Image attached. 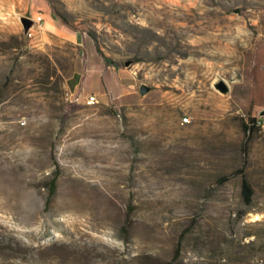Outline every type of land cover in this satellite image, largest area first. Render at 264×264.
Returning <instances> with one entry per match:
<instances>
[{"label":"rangeland","instance_id":"rangeland-1","mask_svg":"<svg viewBox=\"0 0 264 264\" xmlns=\"http://www.w3.org/2000/svg\"><path fill=\"white\" fill-rule=\"evenodd\" d=\"M263 67L264 0H0V264H264Z\"/></svg>","mask_w":264,"mask_h":264},{"label":"crops","instance_id":"crops-1","mask_svg":"<svg viewBox=\"0 0 264 264\" xmlns=\"http://www.w3.org/2000/svg\"><path fill=\"white\" fill-rule=\"evenodd\" d=\"M47 17H50V13ZM252 106L253 112L258 113L260 118H264V67L258 68L254 73Z\"/></svg>","mask_w":264,"mask_h":264},{"label":"trees","instance_id":"trees-1","mask_svg":"<svg viewBox=\"0 0 264 264\" xmlns=\"http://www.w3.org/2000/svg\"><path fill=\"white\" fill-rule=\"evenodd\" d=\"M257 119L256 117H249L247 122L243 124V128L246 131H257L260 130L261 128L257 125ZM54 184H52L53 186ZM242 195L246 203L250 202V197L252 194L251 187L246 179L242 180Z\"/></svg>","mask_w":264,"mask_h":264},{"label":"built area","instance_id":"built-area-1","mask_svg":"<svg viewBox=\"0 0 264 264\" xmlns=\"http://www.w3.org/2000/svg\"><path fill=\"white\" fill-rule=\"evenodd\" d=\"M31 21L33 22V25L34 24L39 25L43 21L42 15L39 14L38 16H36L34 18H31ZM69 96H70L69 94L66 95V97L68 99L70 98ZM74 99H77V98H74ZM85 101H86V103H95L97 101V99H96V96L94 94H88L87 96H85ZM186 121H188V118L187 117H182V122H186ZM257 125L261 129H264V118H260L259 117L257 119Z\"/></svg>","mask_w":264,"mask_h":264},{"label":"water","instance_id":"water-1","mask_svg":"<svg viewBox=\"0 0 264 264\" xmlns=\"http://www.w3.org/2000/svg\"><path fill=\"white\" fill-rule=\"evenodd\" d=\"M24 20V26L25 28H28L30 27L31 25H33V22L28 19V18H25L23 19ZM218 89L221 91V92H226L227 91V86L224 84V83H220L218 85ZM151 90V87L148 86L147 84L145 83H141L140 86H139V93L140 95H146L149 91Z\"/></svg>","mask_w":264,"mask_h":264}]
</instances>
